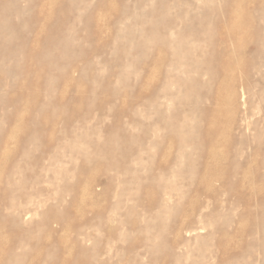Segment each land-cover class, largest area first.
Masks as SVG:
<instances>
[{"label":"rangeland","instance_id":"374dc122","mask_svg":"<svg viewBox=\"0 0 264 264\" xmlns=\"http://www.w3.org/2000/svg\"><path fill=\"white\" fill-rule=\"evenodd\" d=\"M0 264H264V0H0Z\"/></svg>","mask_w":264,"mask_h":264},{"label":"bare ground","instance_id":"6f19581e","mask_svg":"<svg viewBox=\"0 0 264 264\" xmlns=\"http://www.w3.org/2000/svg\"><path fill=\"white\" fill-rule=\"evenodd\" d=\"M215 37V35H213V37H212V39ZM216 38V37H215ZM217 39V38H216ZM218 40H219V42H225V40H226V35H219V37H218ZM228 52V50L225 48V49H223L222 51H218V50H216V49H213V50H211V55H218V54H226ZM223 86V84H219V88L220 87H222ZM236 93H235V91H230V93H229V95H228V98L229 99H232V101H234L236 98ZM207 98L209 99V101H214V102H216V101H218V96H211V97H209V96H207ZM193 103H188V104H186V106H185V110H184V112H183V114H182V118H183V121H184V125H183V129H184V127L187 129V122H188V120H189V118H191L190 117V114H192L193 113V111H194V108H193V105H192ZM194 104H195V102H194ZM195 106V105H194ZM198 107V106H197ZM201 114H202V116L203 117H206V118H208V117H214V116H218V115H220V113L217 111V110H214V109H211V108H208V109H204V110H202L201 111ZM182 134H183V130H182ZM188 139V137H186V140ZM187 142V141H186ZM194 146V145H193ZM186 148V147H185ZM180 149L182 150V152H183V150H184V147H182V145H180ZM221 156V158L222 157H227V155H224L222 152H217V151H214V150H211V149H208V150H204V152L199 156V162L200 163H203L205 166H207V164H208V159L209 158H212V159H214L215 157H220ZM232 159H234L233 157H231ZM207 161V163H205ZM235 161V160H234ZM208 167V166H207ZM233 167L235 168V167H237V165L236 164H234L233 165ZM9 206L11 207L12 206V202H11V200H10V204H9ZM21 212V211H20ZM19 212V213H20ZM19 218V215H16L14 218H10V219H8V223H7V225H8V227H9V229L11 230V237H13L14 235H19V236H21V238H19V239H17L16 241H13V240H11V241H7V243H6V246H5V255H6V258H7V260L9 261V262H12V263H20L21 262V260H22V258H23V256H22V254L20 253V254H18L17 252H16V249H17V247H21L24 243H27V241L30 239L29 237V235L28 234H26L25 232H22V231H19L18 229H17V227H16V221H17V219ZM56 219H57V217H56ZM59 219V218H58ZM60 220V219H59ZM57 222H60V221H57ZM56 222V223H57ZM14 230H16L17 231V234H15V232H14ZM77 233L78 234H80V231H77ZM22 234V235H21ZM15 239V238H14Z\"/></svg>","mask_w":264,"mask_h":264}]
</instances>
